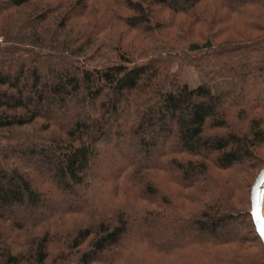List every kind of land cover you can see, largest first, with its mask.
Returning <instances> with one entry per match:
<instances>
[{
  "label": "trees",
  "instance_id": "obj_1",
  "mask_svg": "<svg viewBox=\"0 0 264 264\" xmlns=\"http://www.w3.org/2000/svg\"><path fill=\"white\" fill-rule=\"evenodd\" d=\"M263 147L264 0H0V264H264Z\"/></svg>",
  "mask_w": 264,
  "mask_h": 264
},
{
  "label": "water",
  "instance_id": "obj_2",
  "mask_svg": "<svg viewBox=\"0 0 264 264\" xmlns=\"http://www.w3.org/2000/svg\"><path fill=\"white\" fill-rule=\"evenodd\" d=\"M264 167L255 177L250 189V214L254 229L264 245Z\"/></svg>",
  "mask_w": 264,
  "mask_h": 264
},
{
  "label": "rangeland",
  "instance_id": "obj_3",
  "mask_svg": "<svg viewBox=\"0 0 264 264\" xmlns=\"http://www.w3.org/2000/svg\"><path fill=\"white\" fill-rule=\"evenodd\" d=\"M165 15V14H164ZM163 15V16H164ZM204 32V30H202ZM196 36V35H195ZM194 36V37H195ZM196 68L188 66L183 71L182 79L188 82L190 85H196L200 82L201 77L199 72L195 70ZM235 87V81L231 79H220L211 84L210 90L212 93L216 94L221 91L231 90ZM261 154H264V147L260 151Z\"/></svg>",
  "mask_w": 264,
  "mask_h": 264
},
{
  "label": "crops",
  "instance_id": "obj_4",
  "mask_svg": "<svg viewBox=\"0 0 264 264\" xmlns=\"http://www.w3.org/2000/svg\"><path fill=\"white\" fill-rule=\"evenodd\" d=\"M263 214H264V201H263Z\"/></svg>",
  "mask_w": 264,
  "mask_h": 264
}]
</instances>
